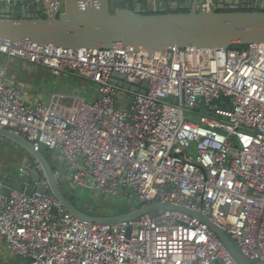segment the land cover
Returning <instances> with one entry per match:
<instances>
[{"label":"built area","instance_id":"obj_1","mask_svg":"<svg viewBox=\"0 0 264 264\" xmlns=\"http://www.w3.org/2000/svg\"><path fill=\"white\" fill-rule=\"evenodd\" d=\"M65 0H11L59 15ZM200 11L216 0H197ZM0 54L94 83L89 101H26L0 66V128L57 151L74 186L206 215L264 264V43L243 48H64L0 37ZM136 85L131 91L113 73ZM148 82L144 92L142 83ZM124 92L129 98L115 99ZM204 107V109H203ZM199 112L195 120L186 111ZM58 173V172H57ZM140 204V205H141ZM0 240L15 264H241L200 218L162 209L118 223L69 212L53 194L0 178Z\"/></svg>","mask_w":264,"mask_h":264},{"label":"water","instance_id":"obj_2","mask_svg":"<svg viewBox=\"0 0 264 264\" xmlns=\"http://www.w3.org/2000/svg\"><path fill=\"white\" fill-rule=\"evenodd\" d=\"M218 1L217 8L207 12L197 9V0L174 2L168 11L162 8L148 12L140 4L133 8L123 5L112 11L109 0H65L64 12L56 15L42 11L38 5H12L11 0H0V37L72 49L123 44L150 53L164 48H227L235 44L264 43V6L256 7L251 0ZM123 78L124 74L113 73L114 82L131 91L138 90ZM147 86L148 82L144 81L140 91L144 92ZM0 142L23 149L25 157L17 186L53 194L82 220L118 223L146 213L156 214L162 209H178L206 222L241 264L254 262L240 252L224 229L201 212L183 205L153 202L113 214L91 213L88 210L93 206L76 204L66 196L61 178L43 151H36L27 139L7 128H0ZM24 177L26 180H22Z\"/></svg>","mask_w":264,"mask_h":264},{"label":"crops","instance_id":"obj_3","mask_svg":"<svg viewBox=\"0 0 264 264\" xmlns=\"http://www.w3.org/2000/svg\"><path fill=\"white\" fill-rule=\"evenodd\" d=\"M174 2L183 4L184 2L187 3L188 0H109V5L110 10L113 11L130 3L134 6L140 4L147 11L156 12L162 8H169ZM216 2L218 6L219 1L216 0ZM251 2L256 7L264 6V0H251ZM0 66L6 67L8 81L19 87L26 101L30 103L37 101L49 102L53 94H58L60 102L63 104H68L72 95L80 96L87 100L90 98L94 99L95 86L88 80L86 82L75 81L74 77L79 76L77 74L63 73L54 75L47 67L33 64L20 58L0 57ZM22 180H26V178L24 177ZM14 186H17V184ZM0 251V256H2L0 257V264H15L20 260L18 257H13L9 254L6 245L1 240Z\"/></svg>","mask_w":264,"mask_h":264},{"label":"rangeland","instance_id":"obj_4","mask_svg":"<svg viewBox=\"0 0 264 264\" xmlns=\"http://www.w3.org/2000/svg\"><path fill=\"white\" fill-rule=\"evenodd\" d=\"M0 57H6L3 54H0ZM77 82H86L87 79L82 76L74 77ZM94 85V83H92ZM95 86V85H94ZM124 92H117L115 99L123 100V106H127L128 100L124 96ZM92 101V99H88ZM204 109V107H203ZM186 117L189 120H195L199 116V112L194 110L186 111ZM45 149V148H43ZM50 155L53 162L55 163V171L59 172V178L62 180V185L65 189L74 196L77 204L87 203L89 206H93V209L89 210H101L102 212L113 214L117 211H120L124 207H137L141 204V200L134 198L128 200L123 196H108L100 192H95L89 187L74 186L71 182L72 171L71 169L65 170L68 165L66 162L58 160L57 151L50 150ZM25 155L23 154V149L21 147L15 148L14 146H9L3 143H0V178L8 182L9 184L16 185L20 180V175L22 173L23 161ZM66 171V172H65ZM65 172V175H64ZM96 207V209H95ZM1 255V251H0ZM2 257V256H0Z\"/></svg>","mask_w":264,"mask_h":264},{"label":"trees","instance_id":"obj_5","mask_svg":"<svg viewBox=\"0 0 264 264\" xmlns=\"http://www.w3.org/2000/svg\"><path fill=\"white\" fill-rule=\"evenodd\" d=\"M128 6H129L130 8L135 7L132 3L128 4ZM166 10L168 11L169 8H166ZM148 12H152V11H148ZM245 46H246V45H238V44H235V45L230 46V48H243V47H245ZM41 151L44 152V154H45L46 157L49 159L51 165L53 166V168H54V170H55V169H56V166H55V163L53 162L52 157H51V155H50V150L45 148V149H42ZM58 160H59V159H58ZM66 196L69 197V198H72V201L76 202V199L74 198V196H72V194L69 193L67 190H66ZM95 209H96V207H95ZM129 209H131L130 206H129V207H124V208H122L120 211H117L116 213H118V212L128 211ZM88 211L91 212V213H96V214H108V213L102 212L101 210H97V209H96V210H88Z\"/></svg>","mask_w":264,"mask_h":264},{"label":"flooded vegetation","instance_id":"obj_6","mask_svg":"<svg viewBox=\"0 0 264 264\" xmlns=\"http://www.w3.org/2000/svg\"><path fill=\"white\" fill-rule=\"evenodd\" d=\"M76 203V202H75ZM77 204V203H76Z\"/></svg>","mask_w":264,"mask_h":264}]
</instances>
